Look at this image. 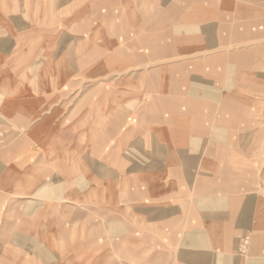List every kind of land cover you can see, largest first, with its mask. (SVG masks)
<instances>
[{"label": "crops", "instance_id": "0c3cea01", "mask_svg": "<svg viewBox=\"0 0 264 264\" xmlns=\"http://www.w3.org/2000/svg\"><path fill=\"white\" fill-rule=\"evenodd\" d=\"M242 238L264 260V0H0V264H237Z\"/></svg>", "mask_w": 264, "mask_h": 264}, {"label": "rangeland", "instance_id": "374dc122", "mask_svg": "<svg viewBox=\"0 0 264 264\" xmlns=\"http://www.w3.org/2000/svg\"><path fill=\"white\" fill-rule=\"evenodd\" d=\"M103 1H105V0H103ZM100 12L101 11H93L92 10V12L87 15V20H86L87 36L89 37V35H91L92 41L95 39V31L96 32L98 31V29H97V28H99L98 24L99 25L101 24V23L95 21V18H96L95 15L97 14V18H98V14ZM102 14H103V21H102V25H100V27L102 28V30H104V34L110 35V29H111L110 28V21H109L110 14H111L110 7L104 5V7L102 9ZM75 15L76 16L78 15V11L72 10V17H74ZM105 16H108L109 18H105ZM105 48H107V45L104 46V49ZM103 78H104V81H108V80H110V75L106 74L103 76ZM88 79L93 81V80H96L98 78L88 77ZM239 240H240L239 241L240 246H239L238 252H237L239 254V256L236 257L237 264H264V260L251 258L249 255V252L245 251V246H246V242H247L246 238H242ZM233 262H234L233 259H229V261H228L229 264H233Z\"/></svg>", "mask_w": 264, "mask_h": 264}]
</instances>
